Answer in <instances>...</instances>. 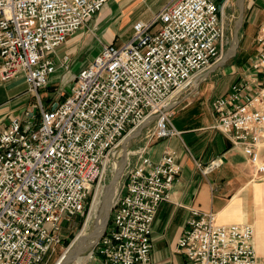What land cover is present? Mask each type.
<instances>
[{
  "label": "built area",
  "instance_id": "built-area-1",
  "mask_svg": "<svg viewBox=\"0 0 264 264\" xmlns=\"http://www.w3.org/2000/svg\"><path fill=\"white\" fill-rule=\"evenodd\" d=\"M112 1L0 0V81L21 78L38 96L56 71V49ZM220 7L213 0H170L151 20L135 22L125 43L102 44L68 95L47 108L40 104L37 122L9 117L0 130V264H45L63 222L85 211L122 140L147 119L156 124L151 139L179 134L167 125L166 105L221 58ZM257 42L251 68L264 74V26ZM210 105L214 127L256 174L264 173V87L253 94L235 83ZM139 158L95 246L98 264L151 262L152 223L181 167L174 153L156 163ZM220 163L212 160L203 172ZM190 215L176 246L189 264H256L252 226L217 225L213 213L196 209Z\"/></svg>",
  "mask_w": 264,
  "mask_h": 264
},
{
  "label": "crops",
  "instance_id": "crops-1",
  "mask_svg": "<svg viewBox=\"0 0 264 264\" xmlns=\"http://www.w3.org/2000/svg\"><path fill=\"white\" fill-rule=\"evenodd\" d=\"M134 1L142 6L140 15L143 19L133 21L128 17L132 13ZM169 1L155 0L150 5L151 8L146 5L148 3L145 0L109 2L68 38L62 51L72 52L86 33L101 29L104 24L112 21L115 13H125L124 16L128 17L127 29H131L137 21L151 20ZM213 1L218 7L223 3L225 5L220 7L219 12L222 25L234 20L237 13L234 32L239 19L238 0ZM263 24L264 0H243L238 45L240 43L244 46L257 40L256 32ZM117 37L115 30L110 37L99 41V50L102 44L116 43ZM241 54H235L230 59L231 63L228 64L227 61L212 69L222 59L220 58L211 67L194 76L168 102V127L179 134L151 139L155 128L154 117H151L136 128L138 133L130 140V144L127 143L130 145L127 170L139 164L140 155L156 163L166 153H174L175 162L181 167L173 182L169 200L159 205L152 223L150 264H189L176 251V246L187 228L190 209L213 213L217 225L243 223L252 226L256 264H264V173L256 174L244 152L232 146L230 140L214 127L217 119L210 105L214 99L226 96L235 83L246 85L253 94L264 87V74L247 68L245 55ZM18 81L19 84H16ZM27 94V87L21 78L7 83L0 81V130L7 125L10 115L28 114ZM177 115L179 120L175 123L171 119ZM214 159H219L220 165L209 172H203ZM259 160L264 163V147L260 149Z\"/></svg>",
  "mask_w": 264,
  "mask_h": 264
},
{
  "label": "rangeland",
  "instance_id": "rangeland-1",
  "mask_svg": "<svg viewBox=\"0 0 264 264\" xmlns=\"http://www.w3.org/2000/svg\"><path fill=\"white\" fill-rule=\"evenodd\" d=\"M154 1L155 0H145V2L149 4L146 5L150 8L153 5ZM132 5H133L131 11L132 13L128 17L133 21L139 18L143 19V16L140 15V13L143 10L142 6L137 5L135 1L132 3ZM124 14L118 12L116 15L115 13V17L112 19V21L104 24L101 29L91 33H86L83 40L81 39L77 43L78 44L77 48L74 49L72 52L63 53L62 51L63 46L57 48L56 53L52 56L56 64V71L52 75H50L47 86L38 92V96L27 90L28 94L26 98L28 103L26 105V108L29 109L27 112L28 114L26 115L24 113L22 115L12 114L9 117H18L19 119H21L23 123L37 122L39 119L38 111L40 104L43 106V108H47L51 102L60 101L61 98H63L65 95H68L71 87L74 84V77L76 76V74H78V72L81 69L85 68L87 64L93 59V57L98 54L99 41H103L106 37H110L115 30L117 31V36H118L116 39V43H113L115 46L121 45L124 41H127L130 38L132 30L127 29L126 24L128 22L127 21L128 17L124 16ZM235 18H237V13L235 14L234 20H236ZM234 20L223 25L225 28H224V38H223L224 40L221 50V58L225 55V53L230 48V45L232 43ZM260 29L256 32V37L260 35ZM260 49L261 46L258 44L257 40L251 41V43L244 46L240 45L239 43L236 50V55L240 53H242L241 55L244 54L245 64L247 68L249 67L250 70H253L254 68H251L253 65V60L251 59H253L254 56L257 55ZM63 56L64 57L67 56L68 59L66 60L64 65L62 64L61 67L60 64L62 59L64 58ZM231 61L232 60L228 61V64L231 63ZM256 71L263 73L262 70L259 69ZM16 84H19V81ZM33 108L36 109V114L31 118L29 117V114L32 113ZM171 120L176 123L177 120H179V115L173 117ZM155 125L156 124L153 122V128L155 127ZM128 143L130 144V142ZM124 144L126 145L125 148L123 147ZM129 144H127L123 140L120 143L119 147L116 150V154L114 155V157L110 159L108 163L103 178L100 180L98 186L95 185L93 187L88 197L85 211L63 222L61 229L62 237L60 240V244L56 247L55 252L51 254L50 258L48 259V261H46L45 264H56L59 259L66 256L64 255V252L71 249V245L75 242L76 238H81V237L85 238V241L83 243L86 242L89 243L92 248V246L96 244V239L94 238V236L97 235L103 227L104 230L108 228L111 222L112 206L115 197L121 191L122 186L124 184L126 172L128 171L126 165L117 184L110 186V182L112 181L115 171H118L120 167H122L125 161L127 162L130 153ZM96 193H99L98 197L103 200V205H105V207L108 208L109 206L106 200L109 199L110 208L109 209L107 208L106 220L103 217L104 213H99L96 219H93L92 221H89L87 223L85 232L82 234L84 224L86 223L87 216L89 214L90 207L95 199ZM96 221H97V225H93L96 223ZM95 246L93 249L88 250L84 254V256L89 255V258L87 259L85 264H98L99 257L95 253ZM79 257L80 256H76L74 260L70 261L68 264H77V258Z\"/></svg>",
  "mask_w": 264,
  "mask_h": 264
},
{
  "label": "water",
  "instance_id": "water-1",
  "mask_svg": "<svg viewBox=\"0 0 264 264\" xmlns=\"http://www.w3.org/2000/svg\"><path fill=\"white\" fill-rule=\"evenodd\" d=\"M238 4V8H239V19L236 21L235 24V28H234V32H233V38H232V43L230 45V48L227 50V52L225 53V55L222 57V59L216 63L212 69H215L217 67H220L222 65H224L227 61H229L232 57L235 56L236 54V50L238 47V32L239 29L241 27L242 24V19H243V0H238L237 1ZM55 105L53 106L52 109H54ZM36 114V109L33 108L32 113L29 114V117L32 118V116H34ZM32 120V119H31ZM138 133V131L133 130L131 131L125 138L123 141H125L126 143L130 142V140ZM124 148L126 147V145L124 144L123 146ZM127 154V153H126ZM125 165H126V161L124 162V164L122 165V167H120V169L118 171H115V174L112 178V181L110 182V186L116 185L117 182L119 181L124 169H125ZM109 186V187H110ZM109 208H110V202L109 199L106 200ZM103 217L106 220L107 217V213H104ZM106 230V229H105ZM104 227L101 229V231L94 236V238L96 239V244L99 241V239L103 236L104 232ZM85 241V238L81 237V238H76L75 242L71 245V249L67 250V253L65 254V258L63 259V263L62 264H68L70 261L74 260V258L76 256H82L84 255L89 249H83L82 248V243ZM95 244V245H96ZM94 245V246H95ZM94 246L91 248L93 249Z\"/></svg>",
  "mask_w": 264,
  "mask_h": 264
},
{
  "label": "bare ground",
  "instance_id": "bare-ground-1",
  "mask_svg": "<svg viewBox=\"0 0 264 264\" xmlns=\"http://www.w3.org/2000/svg\"><path fill=\"white\" fill-rule=\"evenodd\" d=\"M98 194L99 193H96V196L94 195L95 196V199H94V201H93V203H92V205L90 207V211H89V214L87 216L86 223L84 224V228H83L82 234L85 232V228L87 227V223L89 221H92L93 219H96L99 213H106L107 212V208L108 207H105V205H103V200L98 197ZM93 225H97V221ZM82 248L83 249L88 248L89 250H91V246L87 242L82 244ZM66 253H67V251L64 252V255ZM64 258H65V256L62 257L61 259H59L56 264H62ZM88 258H89V255H87V256H84V255L80 256L79 258H77V264H85V262L87 261Z\"/></svg>",
  "mask_w": 264,
  "mask_h": 264
}]
</instances>
